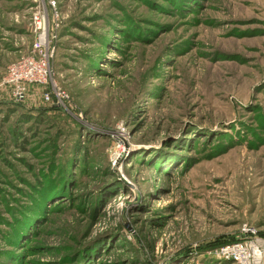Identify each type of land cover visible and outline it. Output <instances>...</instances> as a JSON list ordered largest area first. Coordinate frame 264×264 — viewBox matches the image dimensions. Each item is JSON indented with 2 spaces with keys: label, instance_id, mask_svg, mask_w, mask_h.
I'll return each mask as SVG.
<instances>
[{
  "label": "rangeland",
  "instance_id": "374dc122",
  "mask_svg": "<svg viewBox=\"0 0 264 264\" xmlns=\"http://www.w3.org/2000/svg\"><path fill=\"white\" fill-rule=\"evenodd\" d=\"M44 18L52 79L7 66ZM264 238V0H0V264H234Z\"/></svg>",
  "mask_w": 264,
  "mask_h": 264
},
{
  "label": "built area",
  "instance_id": "2783aa9c",
  "mask_svg": "<svg viewBox=\"0 0 264 264\" xmlns=\"http://www.w3.org/2000/svg\"><path fill=\"white\" fill-rule=\"evenodd\" d=\"M43 21L44 18H35L30 49L7 66L2 84L15 95L27 92L30 85H35L41 88L45 100L52 96L59 100L66 94L52 79V51ZM239 235L237 240L221 246V254L231 258L234 264H264V238L246 224L240 227Z\"/></svg>",
  "mask_w": 264,
  "mask_h": 264
}]
</instances>
